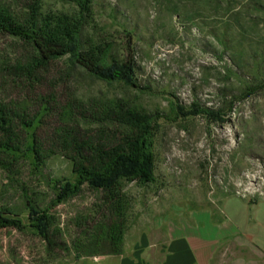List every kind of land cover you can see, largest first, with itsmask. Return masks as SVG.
Segmentation results:
<instances>
[{"label": "rangeland", "instance_id": "1", "mask_svg": "<svg viewBox=\"0 0 264 264\" xmlns=\"http://www.w3.org/2000/svg\"><path fill=\"white\" fill-rule=\"evenodd\" d=\"M21 10L24 0H0ZM84 34L109 42V62L132 63V83L100 80L67 57L35 82L7 66L30 47L0 34V99L27 121L0 129V264H101L128 254L153 225L196 210L217 213L224 199L264 200V0H92ZM68 0L42 12L73 14ZM121 100L157 121L154 183L123 182L124 216L108 218L103 193L73 184L60 137L90 126L89 106ZM95 126V125H94ZM250 219L264 227V202Z\"/></svg>", "mask_w": 264, "mask_h": 264}, {"label": "trees", "instance_id": "2", "mask_svg": "<svg viewBox=\"0 0 264 264\" xmlns=\"http://www.w3.org/2000/svg\"><path fill=\"white\" fill-rule=\"evenodd\" d=\"M68 1L76 7L73 14L43 13V0H24L21 10L0 1V34L30 47L27 61L9 64L7 73L19 80L35 82L55 61L67 57L100 80L132 83L131 61L109 62L112 45L97 44L84 34L87 23L93 19L92 0ZM80 115L90 126L74 128L60 137L61 155L72 163L76 180L59 186L57 200L65 201L83 184H88L103 193L108 218L120 223L125 209L123 182L145 185L155 181L152 149L157 121L153 115L121 100L89 106ZM27 125L21 114L0 99L3 132L12 133ZM1 221L7 222L0 215Z\"/></svg>", "mask_w": 264, "mask_h": 264}, {"label": "crops", "instance_id": "3", "mask_svg": "<svg viewBox=\"0 0 264 264\" xmlns=\"http://www.w3.org/2000/svg\"><path fill=\"white\" fill-rule=\"evenodd\" d=\"M250 203L230 196L217 213L196 210L155 221L161 238L142 237L128 254L101 264H264V227L250 219Z\"/></svg>", "mask_w": 264, "mask_h": 264}]
</instances>
